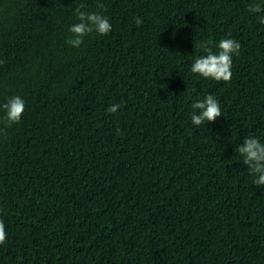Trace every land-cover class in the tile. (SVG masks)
Instances as JSON below:
<instances>
[{
    "label": "trees",
    "instance_id": "16d2710c",
    "mask_svg": "<svg viewBox=\"0 0 264 264\" xmlns=\"http://www.w3.org/2000/svg\"><path fill=\"white\" fill-rule=\"evenodd\" d=\"M257 3L0 0V103L25 100L0 124V264H264V185L236 152L264 143ZM81 4L112 30L77 48ZM222 38L241 45L231 80L192 73ZM207 94L222 115L195 126Z\"/></svg>",
    "mask_w": 264,
    "mask_h": 264
},
{
    "label": "clouds",
    "instance_id": "9594fccd",
    "mask_svg": "<svg viewBox=\"0 0 264 264\" xmlns=\"http://www.w3.org/2000/svg\"><path fill=\"white\" fill-rule=\"evenodd\" d=\"M84 7L85 5L81 4L75 9L77 22L68 29L72 36L66 43L72 47H80L83 43V37L92 32L107 35L112 30V25L107 16L102 15L101 12L84 11L82 10ZM104 7L103 3H98V8L104 9ZM248 11L251 13H264V5L250 4ZM257 19L261 25H264V15H259ZM134 23L140 26L143 21L137 16ZM199 47L203 49L206 55L195 57L190 71L204 78L230 81L233 55L239 56L240 43L232 38H222L216 44L218 49L216 53H213L207 42L200 44ZM120 107H122L121 104H112L106 111L115 114ZM191 107L193 109L191 122L195 126H200L205 122H214L216 118L222 115L220 103L212 94H207L203 99L196 100ZM24 110L25 100L22 97L18 95L8 97L4 103H0V112H3V115H0V124L7 128L12 124L19 123ZM236 152L243 157L242 163L247 166L249 173L255 177V185H264V143L258 137L249 135L243 138L242 143L237 146ZM6 235L5 224L3 220H0V244L5 242Z\"/></svg>",
    "mask_w": 264,
    "mask_h": 264
}]
</instances>
